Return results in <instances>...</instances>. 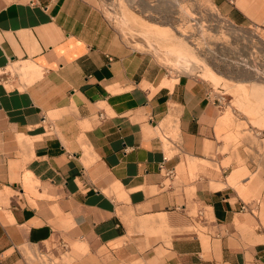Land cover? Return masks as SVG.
Here are the masks:
<instances>
[{"label":"crops","instance_id":"0c3cea01","mask_svg":"<svg viewBox=\"0 0 264 264\" xmlns=\"http://www.w3.org/2000/svg\"><path fill=\"white\" fill-rule=\"evenodd\" d=\"M211 1L261 25L260 0ZM0 71V264H264V156L223 152L211 86L171 79L99 0H0ZM214 155L227 179L176 176Z\"/></svg>","mask_w":264,"mask_h":264},{"label":"rangeland","instance_id":"374dc122","mask_svg":"<svg viewBox=\"0 0 264 264\" xmlns=\"http://www.w3.org/2000/svg\"><path fill=\"white\" fill-rule=\"evenodd\" d=\"M260 2L264 7V0ZM99 4L122 39L133 49L150 54L171 79L179 75L198 78L211 86L213 97L222 96L215 136L224 142L223 152L243 148L256 161L264 156V10L259 11L262 20H256L261 25L236 26L223 18L211 0H99ZM243 85L249 106L254 107H246L247 100L240 105ZM215 158L214 164L194 163L187 172L176 171V176L182 179L187 173L195 179L196 173L207 168L209 175L227 179L230 172L221 174ZM237 167L241 175L235 187L241 194L249 193L259 173L239 160ZM262 214L253 213L260 219ZM192 216L198 221L195 206ZM49 254L53 258L51 250Z\"/></svg>","mask_w":264,"mask_h":264},{"label":"built area","instance_id":"2783aa9c","mask_svg":"<svg viewBox=\"0 0 264 264\" xmlns=\"http://www.w3.org/2000/svg\"><path fill=\"white\" fill-rule=\"evenodd\" d=\"M1 74H2V72L0 71V75H1ZM208 96H211V97L213 96V92H212V90L209 92ZM221 97H222V96H219V97H217L216 99L213 97V101L216 102V105L219 107V109H220V107L222 106V101L224 100V99L221 98ZM240 210H241V211H247V210H249V209H248V207H247L245 204H242Z\"/></svg>","mask_w":264,"mask_h":264},{"label":"bare ground","instance_id":"6f19581e","mask_svg":"<svg viewBox=\"0 0 264 264\" xmlns=\"http://www.w3.org/2000/svg\"><path fill=\"white\" fill-rule=\"evenodd\" d=\"M210 76H213L212 73L209 74ZM247 81H237L236 84H245ZM241 87V86H240ZM239 92H241L243 94L244 97H247L246 96V89L244 88V85L239 89Z\"/></svg>","mask_w":264,"mask_h":264}]
</instances>
